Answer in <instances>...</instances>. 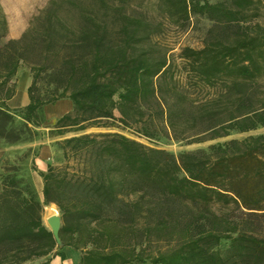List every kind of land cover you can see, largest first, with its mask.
<instances>
[{"label":"trees","instance_id":"obj_1","mask_svg":"<svg viewBox=\"0 0 264 264\" xmlns=\"http://www.w3.org/2000/svg\"><path fill=\"white\" fill-rule=\"evenodd\" d=\"M73 1L48 0L37 17L41 26H31L0 47V110L38 130L42 107L68 99L71 109L48 126L46 135L78 133L56 142L62 162L47 163L44 171L37 168V151L26 182L15 171L1 168L0 253L36 241L29 253L3 264H20L56 248V239L42 223L48 204L60 212L61 245L80 252L73 264H264V133L177 155L119 132L85 133L121 126L152 139L167 132L166 108L150 69L112 55L96 57L91 70H70L59 91L43 98L39 84L50 68L53 44L34 43L26 52L14 47L60 18ZM241 3L246 23L234 45L216 40L203 50L187 49L209 76H223L231 65L238 70L240 62L238 71L246 85L242 102L222 113L198 142L264 127V4ZM222 9L221 2H195L191 25L220 16ZM6 22L0 7L1 36ZM23 63L31 76L29 102L11 109L5 102L16 85L10 81ZM14 140L22 143L17 136ZM31 171L41 177L42 200Z\"/></svg>","mask_w":264,"mask_h":264},{"label":"rangeland","instance_id":"obj_2","mask_svg":"<svg viewBox=\"0 0 264 264\" xmlns=\"http://www.w3.org/2000/svg\"><path fill=\"white\" fill-rule=\"evenodd\" d=\"M197 1L199 0H74L68 4L60 18L30 33L27 40L16 45L14 50L26 52L34 43L53 44L50 68L39 84V92L45 99L59 91L58 86L65 74L70 70L77 73L82 69L91 70L94 59L98 56L112 55L122 63L144 64L150 69V77L166 108L165 134L146 139L121 126L89 128L85 133L119 132L175 155L185 151L207 150L211 144L229 139L263 134L264 127H258L244 133L233 131L219 139L197 141L200 135L218 122L222 113L234 110L242 102L246 90L238 71L240 62L238 70L236 65H231L223 76L220 73L209 76L196 64L195 53L187 50H203L216 40L225 45H234L240 29L246 23L241 0H209L223 3L221 15L211 19L204 17L198 26L193 27L190 10ZM47 2L48 0H0V7L7 21L4 36H1L3 31L0 28V47L10 39H19L31 26H41L37 17ZM262 2L264 4V0ZM26 69L27 65L21 64L10 83L17 87L21 81L18 78L19 72ZM51 105L53 104L42 107L41 128L38 130L20 116L0 110V144L6 147V156L1 163L3 172L15 171L26 182L30 159L37 155V143L43 140H48L56 151L50 162H62L56 142L78 133L47 137L48 126L56 120L45 116ZM16 136L22 143L16 144ZM33 138L32 148H21L23 143ZM37 193L42 200V194L39 191ZM44 212L43 207L42 223L50 230L45 222ZM56 215L60 217L58 209ZM35 245L34 240L26 247L1 252L0 264L26 255ZM226 245L227 242H223L222 248ZM79 257V251L57 243L49 254L31 257L20 264H40L45 261L49 264H73L78 262Z\"/></svg>","mask_w":264,"mask_h":264},{"label":"crops","instance_id":"obj_3","mask_svg":"<svg viewBox=\"0 0 264 264\" xmlns=\"http://www.w3.org/2000/svg\"><path fill=\"white\" fill-rule=\"evenodd\" d=\"M21 74V75H20ZM23 74V75H22ZM19 85L16 87L15 94L8 100H6V105L13 109V108H20L28 104L29 98L27 93V88L31 83V76L28 70H21L18 75ZM72 107L71 102L68 99H61L51 105V108L49 112L45 114V116L52 119H57L65 112L69 111ZM39 149H38V155L35 158V162L37 165V168L41 171H44L46 168L47 163H50V159L53 158L54 155V149L51 145V143L48 140H43L42 142L39 141L37 143ZM34 146V143L27 142L23 143L21 145V148L24 150L32 148ZM56 150V149H55ZM58 152V151H57ZM6 156V147L2 144H0V173H1V162L2 159ZM49 158V159H46ZM30 179L34 186V188L37 190L38 185H42L41 177L37 174L35 171L30 172ZM42 189V188H41ZM0 190H1V181H0Z\"/></svg>","mask_w":264,"mask_h":264},{"label":"water","instance_id":"obj_4","mask_svg":"<svg viewBox=\"0 0 264 264\" xmlns=\"http://www.w3.org/2000/svg\"><path fill=\"white\" fill-rule=\"evenodd\" d=\"M61 224V219L58 215H53L48 219V225L50 227V231L53 234V237L56 239L57 243H60L58 238V232Z\"/></svg>","mask_w":264,"mask_h":264},{"label":"bare ground","instance_id":"obj_5","mask_svg":"<svg viewBox=\"0 0 264 264\" xmlns=\"http://www.w3.org/2000/svg\"><path fill=\"white\" fill-rule=\"evenodd\" d=\"M41 188H42V185H40V186L38 185L37 191H39L40 193H41ZM44 209H45V212H44L45 222H46V224H48V219L51 216L56 215L57 208L53 204H48V205L44 206Z\"/></svg>","mask_w":264,"mask_h":264}]
</instances>
